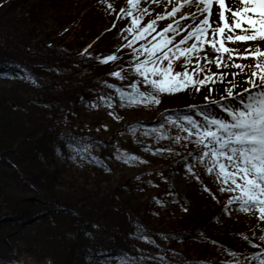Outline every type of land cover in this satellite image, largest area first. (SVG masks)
<instances>
[{
  "label": "trees",
  "instance_id": "obj_1",
  "mask_svg": "<svg viewBox=\"0 0 264 264\" xmlns=\"http://www.w3.org/2000/svg\"><path fill=\"white\" fill-rule=\"evenodd\" d=\"M111 22V31H103L94 7L75 0H0V72L7 73L0 76V264H22L19 251L51 264H124L122 258L138 264L141 257L157 256L166 258L164 264H220L232 259L225 249L250 255L257 249L223 214L227 195L216 191L214 177L200 169L201 181L221 203L187 174L181 145L139 134L143 143H136L127 130L130 124L158 126L165 110L203 102L206 88L162 95L156 106L117 108L119 121L105 107L88 106L98 93L112 91L102 81L126 83L107 75L124 61L101 65L80 55L88 45L94 55L115 51L123 42L122 24L116 19L112 28ZM25 71L36 85L23 79ZM238 82L246 84L243 76ZM223 92L220 83L212 94ZM78 145L89 147L111 171L73 160ZM145 145L170 146L179 155H152L142 150ZM117 147L148 163L126 172L129 165L112 155ZM70 161L82 171L72 169ZM174 169L184 173L183 194L170 184ZM134 221L154 245L137 238Z\"/></svg>",
  "mask_w": 264,
  "mask_h": 264
},
{
  "label": "snow or ice",
  "instance_id": "obj_2",
  "mask_svg": "<svg viewBox=\"0 0 264 264\" xmlns=\"http://www.w3.org/2000/svg\"><path fill=\"white\" fill-rule=\"evenodd\" d=\"M99 3L106 5L109 14L115 12L117 20H128L119 33L123 42L111 54L94 55L89 52L92 45H88L80 55L101 65L124 61L107 75L126 83L118 86L102 81V87L112 91L98 93L88 106L105 107L109 109V116L119 121L117 108L156 106L161 104L162 95L199 93L207 87L209 95L204 97L203 105H188L184 111L165 110L160 114L158 126L145 128L130 124L127 130L136 138V143H143L137 138L139 134L156 143L168 140L185 149L192 145L180 163L189 176L201 183L204 192L221 203L201 181L200 169L214 177L216 191L227 195L222 208L225 215L231 216L232 210H236L255 215L264 222V47H261L264 44V0H125L118 12L109 0H99ZM160 22L167 23L160 27ZM116 27L114 22L112 28ZM247 42L253 43L243 51L230 46ZM122 52L129 57L127 60ZM249 58L253 61L251 64L237 62ZM177 66L183 71H177ZM213 67L217 71H213ZM241 74L245 75L244 83L248 87L237 91V77ZM6 75L0 72V76ZM23 79L37 84L27 71ZM218 83L227 86L224 95L213 98L214 86ZM217 108L226 115H218ZM170 128L176 130L175 134ZM142 150L152 155H179L170 146L145 145ZM73 151V160L80 157L111 171L101 158L91 155L89 147L78 145ZM112 155L129 166L148 163L119 147ZM147 183L157 186L153 181ZM153 199L163 206L161 200ZM183 211L188 209L183 208ZM134 224L137 238L154 245L155 241L145 233L143 226L138 221ZM260 232L258 236L252 233L259 243L241 234L256 251L244 256L225 249L232 259L221 260L220 264H264V229ZM122 259L127 264L126 258ZM145 259H153L157 264H164L166 260L164 256L141 257L138 264H143Z\"/></svg>",
  "mask_w": 264,
  "mask_h": 264
},
{
  "label": "rangeland",
  "instance_id": "obj_3",
  "mask_svg": "<svg viewBox=\"0 0 264 264\" xmlns=\"http://www.w3.org/2000/svg\"><path fill=\"white\" fill-rule=\"evenodd\" d=\"M75 1H77V4H79L83 8L86 7L87 4L94 7V14L100 20V23L103 26V31L107 30L111 26L109 23L110 20H112V22L116 21V15H115V17L113 16L114 12L109 14L106 11V5L99 3V0H75ZM109 2L113 4L116 12H118L119 8L121 6H124V4H125V0H109ZM158 11H159V9H158ZM112 22H111V24H112ZM119 22H121L122 28H124L128 24L127 19L119 20ZM165 23H167V22H160L159 26L163 27ZM251 43H253V42L238 43L236 45H230V46L239 48L241 51H243V49L248 47V45ZM261 47H264V44H261ZM237 62L238 63L251 64L253 61L251 58H249L248 60H237ZM176 70L177 71H183V69L180 68L179 66H177ZM213 71H217V70L213 67ZM229 71H238V70L237 69H230ZM242 76L244 77V81H245V75H243V74L238 76L237 80L241 79ZM228 79H231V76H229ZM219 84L220 83L216 84L214 86V88L218 89ZM225 87H226V85L223 84V89ZM244 87H248L247 84H242V83L240 84L239 83V87L237 90L239 91L241 88H244ZM205 88L207 89V87H205ZM205 88H203V89H205ZM190 92L195 93L194 91H189V93ZM206 94L209 95L208 92ZM221 95H224V92L220 93L218 95H215V96H213V94H212L213 98H219V96H221ZM204 97H203V100H204ZM201 105H203V104H201ZM187 106H185L181 109H177V110H181V111L187 110ZM215 110H216L218 115H222V116L226 115L223 112H221L218 108ZM191 148L192 147L185 149L184 147L180 146L179 152L181 153V155L187 156V152L190 151ZM69 163L73 164L72 169L76 170L77 173H79V171H82V168L79 164H76V163L74 164L72 161H70ZM140 168H141V166H138V167L137 166L136 167L128 166V167H125L124 170L126 172L132 173V172H136ZM170 184L176 189L177 192L183 194L185 184H184V173L182 172V170H175L174 169L171 171V173H170ZM226 200L227 199H225V201ZM222 208H223V205H222ZM223 214L225 215L224 212H223ZM225 217L229 221V223L236 224L238 226L241 234L247 235L249 237H252L253 232H256L257 236L260 235L261 234L260 229H264V222L259 221L255 215H247L243 212L232 210L231 216L225 215ZM252 238H253V240L259 242L254 237H252ZM18 255H19V259H17V260L19 262H21L22 264H51V260H49L48 258L46 260L38 262V261H36V259L34 257L29 256L27 253H25L23 251H19Z\"/></svg>",
  "mask_w": 264,
  "mask_h": 264
}]
</instances>
